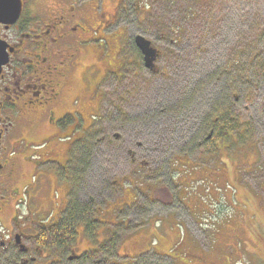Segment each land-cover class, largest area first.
Returning a JSON list of instances; mask_svg holds the SVG:
<instances>
[{
    "label": "rangeland",
    "instance_id": "rangeland-1",
    "mask_svg": "<svg viewBox=\"0 0 264 264\" xmlns=\"http://www.w3.org/2000/svg\"><path fill=\"white\" fill-rule=\"evenodd\" d=\"M55 1L66 2L40 3ZM76 5L99 34L69 80L84 101H96L97 114L79 153L73 199L83 213L73 227L84 226L71 249L101 247L105 264H264V74L248 76L246 67L247 45L264 26V0ZM137 35L156 49L157 73L145 67ZM260 36L255 50L264 55ZM105 59L120 75H107ZM215 110L240 123L230 145H219L229 130H207ZM40 144L29 141L17 162L24 178V161L40 162L47 152Z\"/></svg>",
    "mask_w": 264,
    "mask_h": 264
},
{
    "label": "flooded vegetation",
    "instance_id": "flooded-vegetation-1",
    "mask_svg": "<svg viewBox=\"0 0 264 264\" xmlns=\"http://www.w3.org/2000/svg\"><path fill=\"white\" fill-rule=\"evenodd\" d=\"M20 1L17 20L15 9L2 16L10 23L0 22V264H105L101 247L81 255L71 249L68 221V211L82 206L73 199L81 183L79 153L97 117L96 101H84L69 80L99 28L88 29L79 0ZM104 66L107 75H120L113 59ZM29 141L47 152L40 162L24 161V178L17 162ZM78 225L84 223L73 227L75 236Z\"/></svg>",
    "mask_w": 264,
    "mask_h": 264
},
{
    "label": "trees",
    "instance_id": "trees-1",
    "mask_svg": "<svg viewBox=\"0 0 264 264\" xmlns=\"http://www.w3.org/2000/svg\"><path fill=\"white\" fill-rule=\"evenodd\" d=\"M258 35H256L255 40L256 42L259 41V38L261 37L260 35L264 34V26L261 27L259 29V32H257ZM256 42H254L253 44H248L247 48L250 50L249 52V58L248 61L246 63V67L248 66V71L247 74L248 76H251V70H253V72H255L256 75H263L264 74V55H263V51H258L255 50L256 49ZM240 62V61H239ZM237 63V62H236ZM235 66L238 67V65L236 64ZM240 68V66H239ZM232 69V67H231ZM262 79L264 80V75L262 76ZM213 114V117H212ZM237 125H240V123H236V119H234L232 116L229 117L228 116V112L227 111H218L215 110L211 113V115L209 116V118L207 119L206 122V127L207 130L209 132L214 131L215 133L217 132V129H221L222 132H218L219 133H224V131L229 130V133L227 132V135L225 137H223V139L221 140V142L219 143V145H225L227 144V142L229 141L230 138H232V134H234V129L236 128ZM240 127V126H239ZM229 128V129H228ZM244 130H246L244 128ZM228 140V141H226ZM230 142V141H229ZM228 142V145H230V143ZM86 209V207H85ZM83 212H80V209H77L76 211H68V221L71 223V239L74 238V228H73V224L74 222H76L77 218L79 215H81ZM84 218V216H80V220H82ZM182 240V238H178V241Z\"/></svg>",
    "mask_w": 264,
    "mask_h": 264
},
{
    "label": "water",
    "instance_id": "water-1",
    "mask_svg": "<svg viewBox=\"0 0 264 264\" xmlns=\"http://www.w3.org/2000/svg\"><path fill=\"white\" fill-rule=\"evenodd\" d=\"M16 9V18L20 11V0H0V22H6L2 16H9ZM135 46L139 49L143 55L144 65L147 69L152 70L154 68V62L157 59L158 53L150 43L142 36H135Z\"/></svg>",
    "mask_w": 264,
    "mask_h": 264
}]
</instances>
